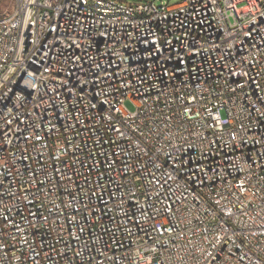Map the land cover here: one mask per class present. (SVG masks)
Returning <instances> with one entry per match:
<instances>
[{"label":"built area","instance_id":"built-area-1","mask_svg":"<svg viewBox=\"0 0 264 264\" xmlns=\"http://www.w3.org/2000/svg\"><path fill=\"white\" fill-rule=\"evenodd\" d=\"M107 3L141 18L20 0L0 24V264H264V0ZM36 46L47 64L31 63ZM153 56L166 70L142 74ZM211 64L220 79L203 85ZM15 70L33 74L25 90ZM110 97L124 104L95 109ZM224 145L230 156H211Z\"/></svg>","mask_w":264,"mask_h":264},{"label":"bare ground","instance_id":"bare-ground-1","mask_svg":"<svg viewBox=\"0 0 264 264\" xmlns=\"http://www.w3.org/2000/svg\"><path fill=\"white\" fill-rule=\"evenodd\" d=\"M20 0H15V5ZM84 1L86 7H91L94 12V18H121L122 11L124 18H141V11L129 10V4L123 3H107V0H78ZM124 3H133L134 5H145V0L122 1ZM73 0H63L64 9H72ZM190 16H198V9H190ZM11 20V12L0 16V24H8ZM223 21H230V13H223ZM55 29H62V21H55ZM182 37H191V29H182ZM168 48H176V39H168ZM161 49V42H152L151 52H158ZM52 51H61L60 43H52ZM245 50L237 51V58H244ZM50 58V49L47 46H36L34 53L30 54V61L34 65H45ZM208 61V52H200L196 55V62ZM169 64L168 56H153L152 58H144L138 61V68L144 75L153 74V67H159V70H166ZM198 65H188L185 69V77L189 82H196V74ZM208 76L203 77V85H212L213 82L220 79V67L218 64L207 65ZM37 76H47V68L36 67ZM33 81V74H29L24 70H15L12 77V84L16 85V90H25V84ZM150 96L159 95V87L149 88ZM124 104V97H110L109 102H102L101 99H94V107L100 111H111L114 105ZM89 119H96V112H88V119H82V126H89ZM245 137H258V130L245 128ZM232 153V145H224L222 152L220 149H211V156H218V160H225V156ZM187 155H195V147L187 148ZM232 177H243V164H235L232 170Z\"/></svg>","mask_w":264,"mask_h":264},{"label":"rangeland","instance_id":"rangeland-1","mask_svg":"<svg viewBox=\"0 0 264 264\" xmlns=\"http://www.w3.org/2000/svg\"><path fill=\"white\" fill-rule=\"evenodd\" d=\"M120 1H132V0H120ZM165 1H169L170 3H173L179 0H165ZM14 4H15V0H0V16L8 13L13 8ZM125 106L128 109L134 108L133 104L129 101L125 102Z\"/></svg>","mask_w":264,"mask_h":264}]
</instances>
